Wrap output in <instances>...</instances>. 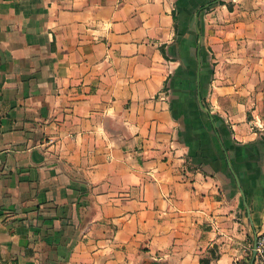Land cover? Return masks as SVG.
Segmentation results:
<instances>
[{
    "label": "crops",
    "instance_id": "1",
    "mask_svg": "<svg viewBox=\"0 0 264 264\" xmlns=\"http://www.w3.org/2000/svg\"><path fill=\"white\" fill-rule=\"evenodd\" d=\"M196 13L221 163L169 100ZM262 230L264 0H0V264H247Z\"/></svg>",
    "mask_w": 264,
    "mask_h": 264
},
{
    "label": "rangeland",
    "instance_id": "2",
    "mask_svg": "<svg viewBox=\"0 0 264 264\" xmlns=\"http://www.w3.org/2000/svg\"><path fill=\"white\" fill-rule=\"evenodd\" d=\"M180 56V54H179ZM214 61L206 57L205 61L201 60L203 70L213 67ZM196 67L197 59L193 55V45H189V50L185 52V58L175 64L174 76L168 87L169 100L172 105L173 114L178 121V129L182 142L188 146L191 155L200 156L201 164L208 163L206 153L213 154L214 160L221 163L223 151L220 146L218 137L212 129V121L208 114L203 111L196 98ZM204 105L208 106L204 101ZM216 124V114L211 112ZM210 158L212 156H209ZM217 164V162H214ZM253 236L249 238L250 249H248V259L252 252Z\"/></svg>",
    "mask_w": 264,
    "mask_h": 264
},
{
    "label": "water",
    "instance_id": "3",
    "mask_svg": "<svg viewBox=\"0 0 264 264\" xmlns=\"http://www.w3.org/2000/svg\"><path fill=\"white\" fill-rule=\"evenodd\" d=\"M194 24H195V29H196V32H197V43H196V48H197V55H196V59H197V67H196V98H197V102H198L199 107L208 114L209 119L212 121V124H214V117L211 114V111L208 108V106L204 105V102L202 100V94L200 92V75H199L200 56H199V49H200V46H201V34H200V31H199V28H198V15H197V13L195 14ZM229 166H230V163H229ZM232 172H233L234 178L236 180V183L239 186L240 183H239L238 177H237V175H236V173L234 171H232ZM240 192H241L242 197L244 199V203H246L245 196H244L243 191H242L241 188H240ZM256 238H257V235L255 234L253 236V241H252L251 256H250L249 261H248L247 264H253V261H254V258H255V254H256Z\"/></svg>",
    "mask_w": 264,
    "mask_h": 264
},
{
    "label": "built area",
    "instance_id": "4",
    "mask_svg": "<svg viewBox=\"0 0 264 264\" xmlns=\"http://www.w3.org/2000/svg\"><path fill=\"white\" fill-rule=\"evenodd\" d=\"M256 238V254L253 264H264V230L257 233ZM232 264H238L236 260Z\"/></svg>",
    "mask_w": 264,
    "mask_h": 264
},
{
    "label": "trees",
    "instance_id": "5",
    "mask_svg": "<svg viewBox=\"0 0 264 264\" xmlns=\"http://www.w3.org/2000/svg\"><path fill=\"white\" fill-rule=\"evenodd\" d=\"M174 18H176L175 13H174ZM202 100H203V98H202ZM203 102H204V100H203ZM204 104H205V103H204ZM212 129H213V131H214L215 133L218 132L217 128H216L215 126H213V125H212ZM201 261H202L203 264H208V259L202 258Z\"/></svg>",
    "mask_w": 264,
    "mask_h": 264
}]
</instances>
